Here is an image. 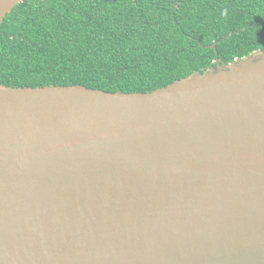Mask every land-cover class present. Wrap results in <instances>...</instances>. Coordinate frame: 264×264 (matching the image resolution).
Returning a JSON list of instances; mask_svg holds the SVG:
<instances>
[{
    "label": "water",
    "instance_id": "1",
    "mask_svg": "<svg viewBox=\"0 0 264 264\" xmlns=\"http://www.w3.org/2000/svg\"><path fill=\"white\" fill-rule=\"evenodd\" d=\"M0 264H264V50L146 92L0 84Z\"/></svg>",
    "mask_w": 264,
    "mask_h": 264
},
{
    "label": "trees",
    "instance_id": "2",
    "mask_svg": "<svg viewBox=\"0 0 264 264\" xmlns=\"http://www.w3.org/2000/svg\"><path fill=\"white\" fill-rule=\"evenodd\" d=\"M256 49L264 0H23L0 24V84L146 92Z\"/></svg>",
    "mask_w": 264,
    "mask_h": 264
}]
</instances>
